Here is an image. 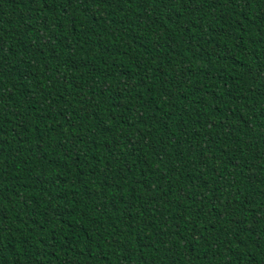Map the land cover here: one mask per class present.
I'll list each match as a JSON object with an SVG mask.
<instances>
[{
  "label": "trees",
  "instance_id": "obj_1",
  "mask_svg": "<svg viewBox=\"0 0 264 264\" xmlns=\"http://www.w3.org/2000/svg\"><path fill=\"white\" fill-rule=\"evenodd\" d=\"M0 264H264V0H0Z\"/></svg>",
  "mask_w": 264,
  "mask_h": 264
}]
</instances>
